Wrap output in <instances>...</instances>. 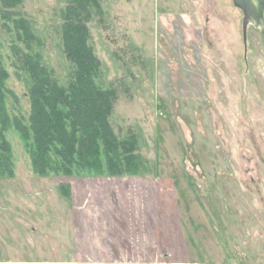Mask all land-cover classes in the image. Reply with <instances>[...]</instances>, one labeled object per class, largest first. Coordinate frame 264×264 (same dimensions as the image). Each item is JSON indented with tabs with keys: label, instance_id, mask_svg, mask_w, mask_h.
I'll return each mask as SVG.
<instances>
[{
	"label": "rangeland",
	"instance_id": "rangeland-1",
	"mask_svg": "<svg viewBox=\"0 0 264 264\" xmlns=\"http://www.w3.org/2000/svg\"><path fill=\"white\" fill-rule=\"evenodd\" d=\"M65 5L23 0L16 9L40 43L33 52L64 86L72 69L61 42ZM100 6L103 15L88 27L102 64L98 83L118 95L111 125L119 137L136 131L152 169L144 174L159 173L172 185L189 264H264L260 31L249 26L244 43L243 15L232 0H100ZM16 43L0 20V56L17 97L8 108L27 119V88L11 52ZM5 138L14 166L11 177L0 176V264L83 260L69 242L78 231L69 211H83V203L69 200L67 188L83 193L84 176L35 175L19 134L11 129Z\"/></svg>",
	"mask_w": 264,
	"mask_h": 264
},
{
	"label": "trees",
	"instance_id": "trees-1",
	"mask_svg": "<svg viewBox=\"0 0 264 264\" xmlns=\"http://www.w3.org/2000/svg\"><path fill=\"white\" fill-rule=\"evenodd\" d=\"M64 1L61 42L72 65L65 86L43 65L42 56L33 52L40 44L38 38L30 20L16 11L23 0H0V20L15 32L17 43L11 52L29 101L27 119L10 113V99L17 103V97L7 87L10 75L0 56V176L13 173V156L5 138L11 129L24 143L35 175L146 176L152 169L139 153V134L130 130L119 137L115 133L111 117L117 92L98 83L102 64L90 44L88 24L103 15L100 0Z\"/></svg>",
	"mask_w": 264,
	"mask_h": 264
},
{
	"label": "crops",
	"instance_id": "crops-1",
	"mask_svg": "<svg viewBox=\"0 0 264 264\" xmlns=\"http://www.w3.org/2000/svg\"><path fill=\"white\" fill-rule=\"evenodd\" d=\"M162 177L159 173L87 176L83 193L74 184L68 185L67 198L83 203L84 208L69 211L78 229L69 233V242H74V258L84 259L59 263L189 264L180 205L174 202L172 185Z\"/></svg>",
	"mask_w": 264,
	"mask_h": 264
},
{
	"label": "water",
	"instance_id": "water-1",
	"mask_svg": "<svg viewBox=\"0 0 264 264\" xmlns=\"http://www.w3.org/2000/svg\"><path fill=\"white\" fill-rule=\"evenodd\" d=\"M235 8L241 11L243 41L246 43L247 28L252 26L258 29L264 46V0H232Z\"/></svg>",
	"mask_w": 264,
	"mask_h": 264
}]
</instances>
